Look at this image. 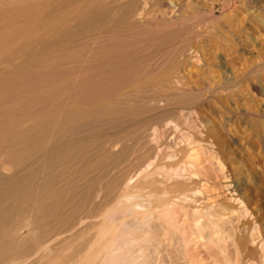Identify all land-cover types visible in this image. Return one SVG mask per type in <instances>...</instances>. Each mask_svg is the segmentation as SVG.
<instances>
[{
	"label": "bare ground",
	"instance_id": "6f19581e",
	"mask_svg": "<svg viewBox=\"0 0 264 264\" xmlns=\"http://www.w3.org/2000/svg\"><path fill=\"white\" fill-rule=\"evenodd\" d=\"M53 1L16 0L29 11L41 10L43 6L44 9ZM245 1L248 4L249 1ZM226 2L230 4L232 0ZM26 16L28 14L23 17ZM14 24L8 31H0V55L5 57L15 48L16 36L21 35V27ZM38 27L28 35L26 46L17 48V54L29 51L33 57L41 51L47 52L52 43L48 39L58 34L57 30L52 29V25ZM43 41L46 43L36 48L35 45ZM23 64L10 63L8 58L0 57V75L13 68L12 71L16 70L18 65L22 69ZM172 73L165 72L161 84L154 87L159 94L155 92L156 97L153 95L151 102L146 103L148 107L145 105L149 115H160L156 122L146 120L151 115L143 116L144 120L140 118L143 112L137 106L141 113L132 112L137 119L135 122L131 119L134 124L128 136L120 134L106 143L101 138L91 142L82 137L81 148H74L76 144L72 140L65 141V137L44 129L38 122L19 131L16 136L21 134V140L13 135L14 138L6 137L0 142V149L6 147L5 154V151L0 152V171L6 168L7 158H11L10 163L16 168L13 176L0 178V264H264V236L258 219L240 195V186L228 181L222 143L201 110L204 101L233 87L238 79L236 75L218 82L214 78L212 85L194 93L188 104L177 103L180 102L177 96L185 95L179 90L189 83ZM31 140L32 145L27 144ZM116 145L120 153L115 166L127 167L128 163L129 167H122L119 175L112 178L111 189L105 190L103 183H99L101 175L91 177L94 168L102 170V163L93 165L98 163V158L94 162L90 159L99 151L112 153ZM62 165L65 168L60 170ZM52 167H59L61 173L56 174L55 168V174L49 175L51 178L46 181L45 173ZM30 169L27 174L25 171ZM62 172L69 174L65 186L71 188L65 198L60 192L64 187L61 186L63 179L59 180ZM77 173L82 176L78 177ZM26 229L28 233L24 235Z\"/></svg>",
	"mask_w": 264,
	"mask_h": 264
},
{
	"label": "rangeland",
	"instance_id": "374dc122",
	"mask_svg": "<svg viewBox=\"0 0 264 264\" xmlns=\"http://www.w3.org/2000/svg\"><path fill=\"white\" fill-rule=\"evenodd\" d=\"M223 1L54 0L45 5L47 10L43 6V10L29 11L21 4L23 7H19L16 0H0V31H8L15 22V26L21 27L15 48L10 49L6 57H0L8 58L10 63L23 62L26 65L22 69L18 65L16 70L12 71L13 68L0 75V142L14 136L19 140L21 134L16 135L21 129L39 122L44 129L65 137V141L72 140L76 144L74 148H81L82 137L91 142L99 138L106 143L110 138L131 134L132 122L137 119L133 118L132 112H143L140 118L149 115L146 103L151 102L153 95L159 94L155 88L161 84L165 72L179 74L189 83L179 90L185 95L177 96L180 101L175 99L177 103H187L194 98V93L212 85L214 78L218 82L237 77L236 85L204 101L201 110L222 143L221 153L230 177L228 181L240 186V195L258 219L264 236V0H247L252 5L245 0H232L230 4ZM20 12L30 18H24ZM41 24L52 25V29L57 30L58 38L55 35L48 39L52 47L48 40L47 43H34L36 48L45 43L50 47L47 52L35 54L34 58L29 51L18 55L17 48L25 47L29 34ZM53 24L57 26L53 28ZM153 115L146 120L156 122L160 115L155 113V118ZM31 141L27 144L33 143ZM17 148L13 149L14 153ZM88 148L93 150V147ZM1 151L5 154L6 147ZM119 153L120 147L116 145L112 153L99 151L91 155L93 162L98 158V163L92 162L93 165L102 163V170L94 168L92 171L97 173L93 172L91 177L101 175L99 183H103L105 190H109L111 181L116 174L119 175L122 167H129L128 163L125 164L127 167L115 166ZM10 159L3 162L6 168L0 171L2 179L16 173ZM62 166L50 168L45 173L48 176L45 180L49 181L60 172L59 169L65 168ZM31 170L25 172L28 174ZM64 173L59 179H63L61 186L65 187L60 189L63 198L71 189L65 186L69 174ZM27 233V229L23 230L24 235Z\"/></svg>",
	"mask_w": 264,
	"mask_h": 264
}]
</instances>
